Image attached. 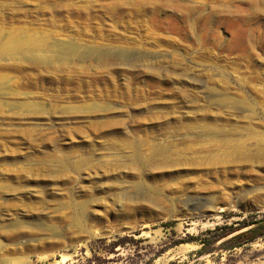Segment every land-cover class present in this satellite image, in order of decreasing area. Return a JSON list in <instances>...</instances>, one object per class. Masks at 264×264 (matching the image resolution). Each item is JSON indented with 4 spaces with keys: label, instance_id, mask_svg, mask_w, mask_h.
Listing matches in <instances>:
<instances>
[{
    "label": "rangeland",
    "instance_id": "rangeland-1",
    "mask_svg": "<svg viewBox=\"0 0 264 264\" xmlns=\"http://www.w3.org/2000/svg\"><path fill=\"white\" fill-rule=\"evenodd\" d=\"M259 221L264 0H0V261L264 264L213 243Z\"/></svg>",
    "mask_w": 264,
    "mask_h": 264
},
{
    "label": "trees",
    "instance_id": "trees-1",
    "mask_svg": "<svg viewBox=\"0 0 264 264\" xmlns=\"http://www.w3.org/2000/svg\"><path fill=\"white\" fill-rule=\"evenodd\" d=\"M249 228L243 232H240L238 234L233 235L234 233L243 230L242 228H230L229 231H227L224 234H221L216 240L213 241V243L218 242L219 240H222L230 235L229 239L225 240L221 244V249L225 250H231L235 247H238L240 245L251 243L255 241L257 238L264 236V223L263 222H252L249 224H246L245 227ZM207 245H210V242H202L203 248Z\"/></svg>",
    "mask_w": 264,
    "mask_h": 264
},
{
    "label": "bare ground",
    "instance_id": "bare-ground-1",
    "mask_svg": "<svg viewBox=\"0 0 264 264\" xmlns=\"http://www.w3.org/2000/svg\"><path fill=\"white\" fill-rule=\"evenodd\" d=\"M14 49V50H18L19 48L21 49V46L20 45H17V44H14V45H10V46H7V49ZM5 48V50H7ZM43 60V59H42ZM51 60V59H50ZM20 260H16V262H11L10 260H5V261H0V264H21V261L19 262ZM59 262V261H58Z\"/></svg>",
    "mask_w": 264,
    "mask_h": 264
}]
</instances>
